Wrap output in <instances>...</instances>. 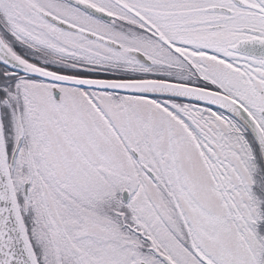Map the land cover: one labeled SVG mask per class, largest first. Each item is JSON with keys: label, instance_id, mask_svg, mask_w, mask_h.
<instances>
[{"label": "snow or ice", "instance_id": "snow-or-ice-1", "mask_svg": "<svg viewBox=\"0 0 264 264\" xmlns=\"http://www.w3.org/2000/svg\"><path fill=\"white\" fill-rule=\"evenodd\" d=\"M0 264H264V0H0Z\"/></svg>", "mask_w": 264, "mask_h": 264}]
</instances>
